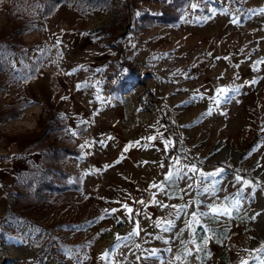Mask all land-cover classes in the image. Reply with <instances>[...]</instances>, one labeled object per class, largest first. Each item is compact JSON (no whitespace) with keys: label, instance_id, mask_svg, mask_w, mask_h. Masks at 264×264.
I'll use <instances>...</instances> for the list:
<instances>
[{"label":"rangeland","instance_id":"1","mask_svg":"<svg viewBox=\"0 0 264 264\" xmlns=\"http://www.w3.org/2000/svg\"><path fill=\"white\" fill-rule=\"evenodd\" d=\"M51 114L76 153L46 156ZM46 165L71 174L17 184ZM261 249L264 0H0V264Z\"/></svg>","mask_w":264,"mask_h":264},{"label":"trees","instance_id":"2","mask_svg":"<svg viewBox=\"0 0 264 264\" xmlns=\"http://www.w3.org/2000/svg\"><path fill=\"white\" fill-rule=\"evenodd\" d=\"M55 2H57V0H55ZM50 117V118H49ZM48 117V119H46V124L47 127H50L54 132L52 133V140L49 141V143H47V145H45V149L46 151V156L48 155V157L51 158H59L60 154H72V153H76V150L74 149V147H66V146H58L55 144L54 139L57 138L58 136H60L63 132V129L65 127L64 121L62 119V117H58L55 114H51ZM30 169H28L29 171ZM50 167L49 165H46L45 169L43 168L42 171L39 172V168L37 173L31 174V176L25 177L23 175V181L19 180L17 181V184L22 185L23 187H27L30 186V182L34 181L36 178L39 181V185H38V189L36 191H40L42 190H52L53 188H55L58 180L60 179V181L69 176L71 173H69L68 171H63L61 169H58L59 173L57 176H52L50 172ZM43 177V178H41ZM27 184V186H26ZM28 189V188H27ZM15 195L16 196H23L22 193H20L19 189H15Z\"/></svg>","mask_w":264,"mask_h":264},{"label":"snow or ice","instance_id":"3","mask_svg":"<svg viewBox=\"0 0 264 264\" xmlns=\"http://www.w3.org/2000/svg\"><path fill=\"white\" fill-rule=\"evenodd\" d=\"M77 87L79 88L80 85H78ZM224 91H225L224 89H218V90H217L218 94H222ZM217 102H218V101H217ZM149 139H155V137H150ZM126 150H127V149H125V151H126ZM193 171H195V169H193ZM237 180H240V177H237ZM245 183H247V181H245ZM141 203H143V202H141ZM124 208H126L128 212H131V211H132V209L129 208L128 205H124ZM113 211H115V210H113ZM226 211H227V210H225V212H226ZM118 239H119V237H118ZM261 251H264V249H261ZM243 264H247V262H243ZM261 264H264V261H262Z\"/></svg>","mask_w":264,"mask_h":264},{"label":"crops","instance_id":"4","mask_svg":"<svg viewBox=\"0 0 264 264\" xmlns=\"http://www.w3.org/2000/svg\"><path fill=\"white\" fill-rule=\"evenodd\" d=\"M28 154L30 155V153H28ZM28 157H30V156H28ZM14 183H15V181H14ZM14 183H13V184H14Z\"/></svg>","mask_w":264,"mask_h":264}]
</instances>
